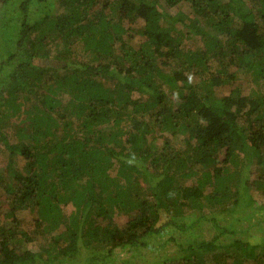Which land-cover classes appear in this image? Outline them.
I'll list each match as a JSON object with an SVG mask.
<instances>
[{
    "label": "trees",
    "instance_id": "trees-1",
    "mask_svg": "<svg viewBox=\"0 0 264 264\" xmlns=\"http://www.w3.org/2000/svg\"><path fill=\"white\" fill-rule=\"evenodd\" d=\"M0 148V264H264V0H0Z\"/></svg>",
    "mask_w": 264,
    "mask_h": 264
},
{
    "label": "rangeland",
    "instance_id": "rangeland-1",
    "mask_svg": "<svg viewBox=\"0 0 264 264\" xmlns=\"http://www.w3.org/2000/svg\"><path fill=\"white\" fill-rule=\"evenodd\" d=\"M140 24V23H138ZM136 42V38L135 40H133V44H135ZM242 79V74H239L238 77V81H241ZM243 82V81H241ZM250 82H247V85H245V87L243 88L244 92H247L250 88ZM219 94H226L227 90L225 88H222L218 91ZM136 96V95H134ZM3 148H0V168L4 167L5 163L8 160V152L2 150ZM18 165L21 166L23 160L18 159L17 160ZM15 168H18L17 165H15L13 163ZM254 164L250 165V172L252 173H258V169L255 167ZM244 193L246 195L248 194L249 191V187H247L246 189H243ZM253 198V203L249 206V208L240 205L239 207L236 208V214H233V217H243L245 214H247V216L249 217V219L247 220H243L240 221L239 223L233 225V228L235 230H240L242 229H247V234L254 236L258 239L262 238L264 239V210L261 211L262 209H259V207H261L260 205H262V198L259 196V194L254 193L251 196ZM71 206L67 205L66 206V211L69 212L70 211ZM212 214H214L212 212ZM21 219L23 220V226L29 225V219H30V214L26 211H24V213H21ZM229 213H224L220 218V224H226L229 221ZM214 216V215H213ZM192 220L194 219V215L191 216ZM118 222H122L124 221V217L119 216L116 217ZM257 220H260V222L257 223ZM263 220V221H261ZM205 223V222H204ZM207 224H203V223H198L197 227H192L189 230H186L184 233L181 232L179 235H177V233L174 235L176 237L174 241H165L164 239L158 237V238H153L152 242L149 243L148 247L142 248L143 250H141L140 253L137 254V256L135 258H132L131 261H121L120 264H161V262L164 261V259L166 257H168V261L173 260V258L170 256H175L177 253L176 250L178 249L175 245H181V246H185L188 243H196L198 240L202 239V238H208L210 239L214 234H215V229L213 228H207L206 226ZM221 230V228H219ZM238 234V233H237ZM236 234V235H237ZM165 238L169 239L168 237L165 236ZM162 244L164 245L163 248H159L157 247L158 244ZM153 246V247H152ZM151 247V248H150ZM158 250H163V254L161 252H159ZM179 251V250H178ZM119 254L116 255L117 258L119 260H122L123 257H126V254L118 252ZM175 253V254H174ZM80 263V259H76L73 260V262H66L62 259V257H58V262L54 263V264H79ZM35 264H42V261L37 262ZM117 264V263H116ZM165 264V263H164Z\"/></svg>",
    "mask_w": 264,
    "mask_h": 264
}]
</instances>
